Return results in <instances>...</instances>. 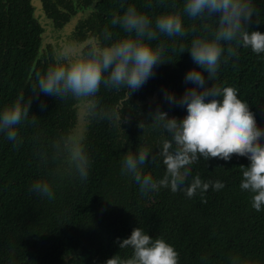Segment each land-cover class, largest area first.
<instances>
[{"label": "trees", "instance_id": "trees-1", "mask_svg": "<svg viewBox=\"0 0 264 264\" xmlns=\"http://www.w3.org/2000/svg\"><path fill=\"white\" fill-rule=\"evenodd\" d=\"M18 1L20 4L11 3L7 9L0 0L1 8L4 6L0 12V106L20 91H25L26 98L32 95L28 85L30 79L34 82L31 74L45 67L39 61L33 69L41 29L32 18L30 0ZM86 3L95 4V19L90 22L98 32L106 26L111 28L112 15L120 14L122 6L128 4H135L150 17L165 10L159 0H153L150 9L144 7V0ZM253 3L257 12L249 27L264 33V0ZM185 26L189 29L185 37H160L172 63L158 65L155 75L128 102L123 93L101 89L99 103L123 102L130 121L122 123V132L108 121L87 119L86 146L92 163L86 181L69 176L59 161L51 159L52 141L77 124V102L41 94L30 108L37 116L36 124L18 126L22 142L14 147L0 136V264H66L83 247L88 256L76 264H103L119 252L117 238L128 237L138 226L153 238L162 236L174 245L180 264H205L201 259L204 256L208 257L206 264H228L233 254L264 264V209H253L250 194L239 188V167L249 164L246 157L233 154L229 161L200 159L193 165V174L220 179L225 187L218 191L210 187L192 197L169 188L143 195L139 185L120 171L121 156L130 148L134 151L143 146L157 151L159 130L146 129L143 133L137 127L149 112L159 106L170 116L182 118L186 114L184 107L170 105L163 98L164 89L180 96L192 86L184 82V76L197 66L189 53H180V47L189 44L194 35L191 29L199 31L200 25L185 17ZM112 30L116 36L122 35L120 29ZM236 51L237 56L222 61L214 83L237 88L239 97L247 100L255 113L258 125L264 126V56L244 48ZM41 101L46 104L43 109ZM148 163L144 171L154 176L163 174L162 164H153L151 158ZM38 178L54 185V199L41 198L29 190ZM126 251L130 253L120 250L122 255Z\"/></svg>", "mask_w": 264, "mask_h": 264}, {"label": "clouds", "instance_id": "clouds-1", "mask_svg": "<svg viewBox=\"0 0 264 264\" xmlns=\"http://www.w3.org/2000/svg\"><path fill=\"white\" fill-rule=\"evenodd\" d=\"M159 2L165 10L151 17L135 4L122 6L120 14L112 15L111 28L106 26L88 37L75 54L72 49L78 47L76 42L62 38L43 57L45 67L31 74L34 82L30 79L28 85L32 95L26 98L25 91H20L0 106V136L14 147L22 142L18 126L26 122L36 124L37 116L30 108L33 99H39L41 94L59 101L77 102L86 119L108 121L123 132L122 123L130 121L124 103L101 105L98 94L101 89L123 93L124 101L128 102L155 75L158 65L172 63L160 37H185L189 31L185 26L187 17L200 25L199 31L191 29L194 35L189 44L180 47V53H189L197 66L184 76V82L192 86L180 96L163 90L164 100L184 107L186 114L182 118L170 116L159 106L149 112L137 127L143 133L146 129L159 130L157 151L143 146L134 151L130 148L119 161L121 174L130 176L143 195L169 188L192 197L210 187L213 191L225 187L220 179H204L199 173L193 174L194 164L213 157L229 161L236 154L249 161L247 166L239 167V188L250 194L251 207L260 211L264 209V126L258 125L255 113L248 101L239 97L237 88L214 83L222 61L227 56H237L236 49H249L264 56V33L249 27L257 12L253 0ZM152 5L153 0H144L145 8ZM115 28L122 35H114ZM40 107L43 109L46 104L41 101ZM51 149V159L59 161L69 176L87 180L92 161L82 129L68 128L52 141ZM149 158L153 164L164 166L162 175L144 171L150 166ZM29 190L41 198H55L54 185L46 178L34 180ZM117 243L119 252L103 264H180L174 245L162 236L153 238L141 226L134 227L128 237L117 238ZM120 250L130 253L126 251L122 255ZM201 259L206 264L208 257ZM228 264H254V261L233 254L228 257Z\"/></svg>", "mask_w": 264, "mask_h": 264}, {"label": "flooded vegetation", "instance_id": "flooded-vegetation-1", "mask_svg": "<svg viewBox=\"0 0 264 264\" xmlns=\"http://www.w3.org/2000/svg\"><path fill=\"white\" fill-rule=\"evenodd\" d=\"M8 0H2V5L3 4H7L6 8L9 9L10 4L14 3L17 5L20 4V2L18 0H11L8 3ZM30 5L31 4V0L29 1ZM42 6L43 9L47 15V17L49 18V20H52L54 23V26L52 28V34H50L49 36H47V38H45L44 36H42L44 34V32L46 31V29L44 27H42V25L38 22V20L34 17V7L33 11H32V18L36 21V23L39 24L40 26V44L38 46V52L37 55L35 56V60H34V66L33 69L35 68V66L37 65V63L39 61H42L43 64H45L43 57L45 56V54L53 49H55L58 45V43H60L59 41L56 44V47L53 43V39L54 37H56L55 39L61 37V36H54V33L56 35H58V33H60V31L71 21V20H77V24L76 27L74 28V30L68 35L69 37H65V38H69L71 40H73L74 42L77 43H85L87 42V38L92 36L94 33H97V29L92 26V22H90V20H94L95 17L94 14L97 11L95 4H87L86 0H42ZM4 9V6H3ZM0 6V12H2L3 10ZM58 40V39H57ZM76 126V125H75ZM86 134V132H85ZM82 250H86V247H83L79 252H81ZM78 252V253H79ZM72 259V257H70V260ZM69 260V259H68ZM67 261L68 264L72 261ZM66 262V263H67ZM76 264V263H74Z\"/></svg>", "mask_w": 264, "mask_h": 264}, {"label": "water", "instance_id": "water-1", "mask_svg": "<svg viewBox=\"0 0 264 264\" xmlns=\"http://www.w3.org/2000/svg\"><path fill=\"white\" fill-rule=\"evenodd\" d=\"M31 4L34 7L35 11H34V17L38 20V22L42 25V27H44L46 29V31L44 32V34L42 36H44L45 38H47V36H49L50 34H52V28L54 26V23L52 20H49V18L47 17L43 6H42V0H31ZM77 24V20H71L61 31L60 33H58V35H56L54 33V36H61L57 39H55L56 37H54L53 39V43L56 47L57 42H61L62 38L65 37H69L68 35L74 30V28L76 27ZM87 43V42H85ZM78 47H75L72 49V54H75L76 52L79 51V47H82L84 43H77ZM75 108L77 109V124H76V128L77 129H82L85 132H87V124L89 123V121L85 118V114L83 109L80 107V105L77 103L75 105Z\"/></svg>", "mask_w": 264, "mask_h": 264}, {"label": "rangeland", "instance_id": "rangeland-1", "mask_svg": "<svg viewBox=\"0 0 264 264\" xmlns=\"http://www.w3.org/2000/svg\"><path fill=\"white\" fill-rule=\"evenodd\" d=\"M87 256H88V254L86 253V251L85 250H82L81 252H79V253L75 254L74 256H72V259L71 260L69 259L70 261H72L69 264H74L78 260L83 259V258H86ZM66 264H68V262Z\"/></svg>", "mask_w": 264, "mask_h": 264}]
</instances>
